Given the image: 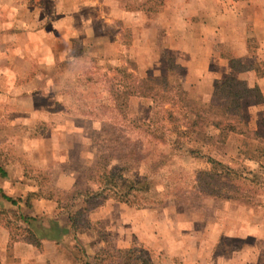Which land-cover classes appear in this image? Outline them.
Here are the masks:
<instances>
[{
    "label": "rangeland",
    "instance_id": "obj_1",
    "mask_svg": "<svg viewBox=\"0 0 264 264\" xmlns=\"http://www.w3.org/2000/svg\"><path fill=\"white\" fill-rule=\"evenodd\" d=\"M103 1L17 0L16 10H11L13 11V16H9L10 9L8 8V3H11V0H0L1 27L5 26L10 20L12 24L19 27L17 24L21 21L20 18L28 22L32 18L33 23H38V19L41 18L42 33L47 35L49 41L48 49L45 52L54 58L55 62L59 61L57 65H54V63L53 65H42L37 61L38 56L34 57L30 55L28 59L32 60V62L36 60V62L15 64V59L10 60L11 56L16 53L23 54L27 47L11 46V49H7L5 47L7 39L13 35H9L7 30L4 29L0 32V45H2L0 46V156L6 154L10 155L14 160L25 161V158H23V155L19 151V141L21 140L19 138L27 135L28 132L31 134L32 128L35 129L37 135L46 136L48 140L54 139L56 141L58 139L61 141L55 144L57 140L48 146V149L50 148L52 153H60L63 150L65 152L67 145L65 142L62 143L61 137L67 125L72 123V121L60 120V122L62 121V125L57 128L53 127V125L56 124V120L60 118L59 116H64L66 119L73 117L75 126L82 127L81 131L83 132L82 136L85 137V144L84 142L77 143L81 138L77 134L72 135L70 133L64 139L71 142L68 145L70 148L67 147L68 151H72L69 163L78 171L79 182L77 183V190L75 192L67 194L55 191L54 195L67 203L68 206H73V202L75 205V201L80 200V209L77 210L79 214H77L76 210H71L76 211V214H74V230L76 232H80V230L85 231L87 235H83V240L81 241L79 236L81 234L79 233L80 240H77L78 238L74 240L73 232L70 235V239L66 241V248L69 249L71 247L72 256L74 255V258L76 257L75 259L77 260L78 249L74 246L76 241L84 247L86 245L87 248H85L89 251L87 257H90L92 264H123L122 258L126 259L129 256L130 264H183L180 256L170 257L165 255L163 250L154 251L152 248L150 250L143 245L135 246L131 251L138 258H133L131 254L125 255L123 252L119 253L117 250L122 248L117 246L118 241L123 239V235L126 238H130V236L134 238L135 226L129 223L127 225L119 224L118 212H115L117 215L115 221L112 225L108 226L99 220H91L89 217L90 211L98 208L103 199H112L114 202L127 205L129 209L144 208L145 211L153 212L155 215L154 222L157 224V231L159 229L158 232L161 236L164 234H166L165 236H171L181 230L185 232L184 230H188L191 226L202 231L209 220L211 222L215 218L233 215L232 213L236 212L237 205L244 204L238 201H229L234 204L227 205L223 203L225 200L212 196V194L219 193V181L220 184L225 186H229L231 182L226 178L219 179V174L217 170H213L212 165L207 160L208 157L233 167V169H240L245 173L250 172L256 177L257 181H259L258 183L262 184V186L258 185L256 190L253 185H246L240 181H236L235 183L243 191L248 188L254 191V193L247 192L248 199L252 203L245 205L256 204V206H263L260 202H264V155L255 152V154H250H253L254 160L245 159L242 153L245 151V147L242 145V141H244L242 136L234 134L230 137L227 144H219L213 136L215 134L214 127L209 126L205 132H198L191 136L190 141L184 143L180 151L173 152L171 155L163 158V163L161 162V165L154 172L149 169L150 165H147L148 160L146 158L144 160L145 163L140 162V164L135 165L137 169L131 167L130 170L123 171H121V166L115 160L105 163V156L110 153L103 149L107 145V142L105 140L104 142H100L101 147H95V151L91 148L90 142L92 137L97 138V136H100L101 138L98 139H103L105 136H109L108 132L110 129L105 127L94 131L90 128V121L88 120L90 116L85 113H88L91 109H94L95 112H98V109L104 110L99 102L106 99L107 92L104 89V80L93 83L91 82V78L96 77L97 73L111 75L116 69L126 67L136 75L143 77L164 76L171 86L175 88L184 87L180 82V76L183 72L179 65L174 62V58L168 56V49L164 47L165 43L161 40L165 36V30H162V28L161 30L157 28L158 31L154 30V25L156 24H152V22L155 19L157 20L158 16L145 12L147 13L145 16H132L127 19V17L121 15L119 12L115 14V10L111 11L112 15L107 16L103 13L109 5L103 4ZM117 1L123 4L126 3L128 8L143 6L144 9H153V11L155 10L154 7L159 8L163 4V0H145V2H139V0ZM26 9H32L37 15L34 13L35 16L21 17ZM90 10L95 16L94 26L96 29L94 34L98 36V38L92 40L87 38L88 33L86 30H80L78 34L76 31L72 32V25H74V28L77 26L76 19L78 15L76 14L79 13L80 16L84 14L85 17ZM159 18L161 19V17ZM136 21L138 23L143 22L142 24L149 26L148 39H151L150 43L155 42V44L160 45L158 55L155 53L156 49L148 50V52L146 49V55L141 58L133 57L129 53L126 45L136 43V29L140 28V26L133 27L137 25L135 24ZM103 34L112 39L107 38L104 40ZM26 38H28L30 43L36 42L35 35H28ZM61 38L72 39L71 49L68 50V47L64 50L66 52L65 56L69 53L74 55V60L70 64L67 61L68 59L60 60V57L56 56L59 54V51H57L54 41ZM109 42L112 43L110 44ZM114 43H117L119 48L115 47ZM122 45H125V47ZM248 46L249 53L246 57L250 59L256 56V40H250ZM108 52H112L114 57H105V53ZM152 52L155 54H152ZM246 57L236 58L237 69H234L235 71H242L244 68L253 65L258 74L264 73L263 61L251 64ZM48 77L50 79H46ZM236 78L246 83L242 78ZM37 89V94L42 95L39 98L42 99L43 105L51 101L45 100L43 95L46 93L55 92L59 95V100L55 104L46 106L47 110L39 105L28 107L26 105H19L16 102L15 99L21 91L29 92L30 90ZM9 91L15 92V94L10 95ZM214 96L216 98L213 102L203 101L199 97L194 98L190 96V98L197 102L219 105V98L221 97ZM261 101L262 98L259 100L258 93L244 97L241 100V113L244 123L243 127L247 131H250L249 136L252 138L249 140V143L264 147V109L253 114L248 108L250 103H259ZM105 103L108 104V101ZM128 104L127 119L141 120L148 117L151 106L150 100L131 97ZM114 114L117 118L119 111ZM28 125L31 127L29 126L30 128H28ZM255 127L259 128L255 129ZM97 131L100 132L97 133ZM254 131L256 132L255 134ZM112 138L113 141H111L114 144L117 140L114 141V137ZM131 138L135 140L136 136L131 135ZM98 139H94V141ZM136 139L138 140V138ZM148 140H150L148 137L142 140L144 141L143 146L146 151L149 149L150 143H153V141ZM128 146L132 147L133 145L132 143H128ZM157 148L164 149L166 153L169 150L165 145L164 147L157 145ZM190 149H192V152H190ZM78 150L79 153H77ZM97 151H101V156H104L98 162L92 156L94 152L97 154ZM77 154L80 155L78 160ZM141 154L144 159L145 151ZM81 157L82 159H80ZM104 163L106 171H113L117 174L121 172V176H118L116 179L117 184L115 189L111 186H106L108 187L106 191L98 194L100 188L95 190L97 186H100L98 173L104 168ZM260 163L263 165L262 168L259 167ZM25 165L32 178L39 180V183L45 189L53 185L58 166L54 167L53 171L49 164L39 165L33 160L30 163L26 161ZM199 171L212 172V175H201ZM145 176L151 177L153 181L150 191L131 190L123 195L122 200H119L121 198L120 193L123 194L126 191L127 184L131 179L132 181H139ZM101 187L105 186L101 184ZM93 191L99 192L95 195ZM113 192L117 193L118 196H112ZM260 211L259 207L257 215L260 214ZM14 216L12 218L13 222H10V224L12 227L18 228L20 227V222L17 214ZM217 248L219 252V246Z\"/></svg>",
    "mask_w": 264,
    "mask_h": 264
},
{
    "label": "crops",
    "instance_id": "obj_2",
    "mask_svg": "<svg viewBox=\"0 0 264 264\" xmlns=\"http://www.w3.org/2000/svg\"><path fill=\"white\" fill-rule=\"evenodd\" d=\"M16 1L11 0V3H8L9 16H13L11 10H16ZM139 2H145V0H139ZM103 4L109 5L103 13L107 16L112 15L111 11L113 10L116 11L115 14L119 12L127 19L132 16H145V14L147 15L145 12L158 16L157 20L152 22V24H156L154 30L158 31L161 28L165 30V36L161 40L165 43L164 47L168 49V56L174 58V62L179 65L183 72L180 76V82L184 89L189 92V97H199L203 101L213 102L216 98L213 94L215 81L234 75L245 80L247 86L251 87L257 84L260 89L262 101L250 103L248 105L250 111L254 114L264 109V73L257 75L253 65L244 68L242 71H235L230 63V58L238 59L247 56L250 40H256L257 52L253 58L248 59L246 57L248 62L251 64L264 62V0H163V4L159 8L154 7V11L153 9H144L143 6L128 8L126 3L123 4L117 0H104ZM34 13L32 9H26L21 17L35 16ZM76 15H78L77 26L74 28L72 25V32L76 31L78 34L80 30H86L88 39L98 38L94 34L96 27L94 26L95 16L92 11L90 10L85 17L84 14L80 16L78 13ZM20 20L17 24L19 27L12 24L11 20L5 26L1 27L0 25V32L4 29L9 35H13L7 39L5 44L7 49H11V46L27 47L23 54L16 53L11 56L10 60L15 59V64H29L32 60L30 61L28 58L33 55L34 57L38 56L39 64L53 65L54 63L57 65L59 61L55 62V59L45 52L48 49L49 41L47 35L42 33L41 18L38 19V23H33L32 18L29 22L23 18ZM142 23L135 22L137 25L133 27L140 26L139 29H136V43L127 44L126 47H128L129 53L136 58L145 56L146 49L147 52L156 49L155 53L158 55L160 45L155 44V42L150 43L151 39H148L149 26ZM104 32L108 33L107 31ZM28 35H35L36 42L30 43L26 38ZM103 36L104 40L110 38L106 34ZM71 41L72 39L69 38L54 41L57 51H59L56 56H59L60 60L68 59L69 64L74 60V55L69 53L65 56L64 50L68 47V50L71 49ZM114 45L119 48L117 43ZM122 46L125 47V45ZM155 53L152 52V54ZM105 57L112 58L114 54L108 52L105 53ZM37 93L38 89L29 92L21 91L15 100L19 105L28 107L39 105L46 110L48 109L46 106L55 104L59 100V95L55 92L46 93L43 95L45 100L51 101L43 105L42 99L39 98L42 95ZM9 94L14 95L15 92L9 91ZM219 105H225V100L219 98ZM59 117L56 124L53 125L55 128L62 125L61 122L64 119L68 122L72 121L63 132L62 143L65 142L67 147L70 145V140L65 141L64 138L71 133L81 137L77 143L84 142L85 144V137L82 136L83 132L81 131L82 127L75 126L73 117L71 116L70 119H66L64 116ZM88 118L90 128L94 131L106 127L104 120L92 116ZM60 120L62 121L60 122ZM29 126L28 128L31 127ZM258 128L255 127V129ZM35 132V129L32 128L31 134L28 132L27 135L19 138L21 139L19 151L25 161L14 160L6 154L0 156L2 168L6 172L4 177H0V188L5 195L20 199L12 204L0 196V264H79L66 248V241L70 239V235L73 233L69 216L74 215L80 209V200L75 201V205L73 202V206H68L67 203L54 195L55 191L69 194L77 190L78 171L69 163L72 151H68L66 147L65 152L63 150L60 153H52L48 146L58 139L56 141L54 139L48 140L46 136L37 135ZM234 134H230L223 145L227 144ZM93 138L101 137L91 138V148L95 151L97 146H95ZM58 142L61 141L58 140L55 144ZM96 155L95 152L92 154L94 159ZM76 157L78 160L80 155L77 154ZM31 160L39 165L49 164L53 171L54 167L58 166L53 185L45 189L39 180L32 178L25 168L26 161L30 163ZM98 192L93 191L95 195ZM27 198L29 199V206L25 203ZM229 201L233 200H225L223 203L234 204ZM260 203L263 206L239 204L236 212L232 213L233 215L215 218L211 222L209 220L202 231L191 226L188 230H184L185 232L183 230L177 231L171 236L160 235L159 229L157 231V224L154 222L155 215L153 212L145 211L144 208L129 209L127 205L114 202L112 199H103L98 208L90 211L89 217L93 221L99 220L110 226L117 216L115 212H118L119 224L134 225V238L131 236L126 238L123 235V239L118 241L117 246L122 249L129 248L133 241H137L154 251L163 250L167 256H180L183 264H264V202ZM259 207L261 211L257 215ZM72 209L76 211H71ZM15 213L19 214V218L17 217L20 222L19 226L24 231H19L22 232V236H18V238L13 231L14 227H9L10 222H13L12 218L15 217ZM21 216L35 217L42 226L43 233L50 236L54 232L57 239L40 235L38 236V246L25 240L28 225L21 219ZM74 233H77V240L81 238V241L83 240L82 236L87 235V232L82 230L80 232L75 230ZM79 233L81 234L79 235L80 238ZM80 245L82 244L80 243ZM85 247L87 248L86 245ZM85 247L84 251L88 256L89 251ZM88 259L90 260V257Z\"/></svg>",
    "mask_w": 264,
    "mask_h": 264
},
{
    "label": "trees",
    "instance_id": "obj_3",
    "mask_svg": "<svg viewBox=\"0 0 264 264\" xmlns=\"http://www.w3.org/2000/svg\"><path fill=\"white\" fill-rule=\"evenodd\" d=\"M230 63L233 69H237L236 58H230ZM100 74L101 73H97L96 77L91 78V82L96 83L102 80L105 81L104 89L107 92L106 99L99 102L104 110L98 109V112H95L94 109H91V111L85 114L102 119L106 122V128L110 129L108 132L109 136L94 141L95 146H97V148L101 147L100 142H104L105 140L107 145L103 147V149L110 152L109 155L105 156V163L115 160L119 166H121V171L130 170L131 167L135 169V165L140 164V162L145 163L144 160L146 158L148 160L147 165H150L149 169L154 172L157 167L161 165V162L163 163V158L171 155L173 152L180 151L183 144L190 141L191 136L198 132H205L209 126L214 127L215 134L213 136L219 144H224L230 134L235 133L242 136L244 140L242 141V145L245 147V151L242 153L245 159L254 160L253 154H255V152L264 155V147L249 143V140L252 138L249 136L250 131H247V129L243 127L244 123L241 113V100L244 97L258 93L259 100L262 98L257 84L249 87L246 83L232 75L221 80H216L213 94L225 99L226 103L225 105H213L211 103L197 102L191 99L184 88H175L171 86L164 76L143 77L136 75L126 67L116 69L111 75L107 73ZM131 97L150 100L151 106L146 119H127L129 108L128 101ZM106 101H108V104L105 103ZM117 111H119V116L117 118L120 119H117L114 114ZM255 133L254 131V134ZM131 135L136 136L138 140L136 138L135 140L132 139ZM112 137H114V141L117 140L114 144L112 143ZM145 137L150 138L148 141H153V143H150V147L147 151L143 146L144 141H142ZM128 143H132L133 146H128ZM157 145L163 147L164 145L167 146L169 149L168 152H164L162 148L158 149ZM144 151L145 154L143 159L141 153ZM190 152H192V149H190ZM251 153L253 154L250 155ZM103 157L104 156H101V151H98L95 160L98 162ZM207 160L212 165L213 170H217L219 179L226 178L231 182L229 186H225L220 184L219 181V193L212 194V196L224 200L238 201L244 204L252 203L248 199L247 192L254 193V191H251L249 188L243 191L235 182L240 181L246 185H253L256 190L258 185L262 186V184L258 183L259 181H257L256 177L250 172H246V174L243 170L233 169V167L223 164L220 161L218 162L211 157H208ZM105 163L103 165L104 168L98 173L100 186H97V189L100 188L99 194L106 191L108 188L106 186H111L115 189L117 184L116 179L118 176H121V172L117 174L113 171H106ZM2 167V160L0 159V177L6 175ZM259 167H263L262 163L259 164ZM199 173L201 175H212V172L208 171H199ZM101 184L105 187H101ZM152 184L153 181L149 176H145L139 181H132L131 179L127 184L126 191L123 192V194L120 193L121 198L119 200H122L123 195L131 190L150 191ZM116 195L118 196L117 193L113 192L112 196ZM0 196L10 201L12 204L20 200L19 198L14 199L5 195L1 188ZM25 203L27 206L30 205L28 198ZM16 214L19 218V214L15 213V215ZM21 219L28 225L25 233V240L38 246V236L45 235L39 221L31 216H21ZM69 220L71 221L70 227L73 228L74 232L75 216H69ZM9 227L12 228L11 225H9ZM13 231H15L17 238L18 236H22V232H24L21 227L13 228ZM47 237L57 239L54 232ZM73 237L74 240H76L75 233ZM74 246L78 249L77 261L79 264H92L84 248L78 241H76ZM135 246H142V244L133 241L129 248L118 249L117 251L119 253L123 252L125 255L131 254L133 258H138L136 254L131 252ZM68 250L72 253L71 247H69ZM122 260L123 264H130V256L126 259L122 258Z\"/></svg>",
    "mask_w": 264,
    "mask_h": 264
}]
</instances>
